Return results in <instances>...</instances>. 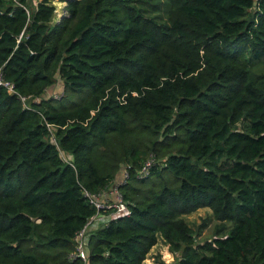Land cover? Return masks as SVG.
<instances>
[{"label":"trees","instance_id":"trees-1","mask_svg":"<svg viewBox=\"0 0 264 264\" xmlns=\"http://www.w3.org/2000/svg\"><path fill=\"white\" fill-rule=\"evenodd\" d=\"M64 2L0 0V264H264V0Z\"/></svg>","mask_w":264,"mask_h":264},{"label":"built area","instance_id":"built-area-1","mask_svg":"<svg viewBox=\"0 0 264 264\" xmlns=\"http://www.w3.org/2000/svg\"><path fill=\"white\" fill-rule=\"evenodd\" d=\"M54 13H55L54 21L58 20L62 16V15L58 14L59 12H57V10H55ZM0 86L5 87L9 93L14 92L13 91V85L11 83L2 81L1 78H0ZM24 100L25 99L22 98L23 102H24ZM151 164L152 163L147 162L140 169L139 175L140 176L146 175L147 170H148L149 166H151ZM126 178H127L126 171L123 170L121 172V175H120V180L116 181L114 183V185L112 186V188H110L109 194H107L105 191L101 194L93 195L90 192L84 190L83 196L87 199L89 204L92 205L94 207V209H96L97 212H99V211H106L107 212L108 211L109 212L108 215L110 218L127 216L128 215L127 206L124 203L121 195L117 191L118 185L123 183ZM99 217H100V215H98V214L95 216V218L90 222V227H91V224L93 222H95V220H97ZM106 222H107V220H106ZM90 227L87 226L76 238L77 247H76V251H75V254L73 257L76 259H80L83 262H86V260H87V252L85 249V245H86V238H87L88 229Z\"/></svg>","mask_w":264,"mask_h":264},{"label":"rangeland","instance_id":"rangeland-1","mask_svg":"<svg viewBox=\"0 0 264 264\" xmlns=\"http://www.w3.org/2000/svg\"><path fill=\"white\" fill-rule=\"evenodd\" d=\"M65 0H52L56 7L57 12L60 15H64L63 8L65 7ZM52 4V5H53ZM63 95L62 87L60 84L54 85L52 88L51 95ZM49 97V95H48ZM57 97V96H54ZM186 222L200 235L196 239V243L203 244L204 242L211 241L214 235V227L216 222L212 219L211 211L208 209H202L196 213L185 216ZM204 225V226H203ZM179 254H173L167 245L163 241L159 240L157 245L151 249L147 258L144 260V264H167L174 262Z\"/></svg>","mask_w":264,"mask_h":264},{"label":"crops","instance_id":"crops-1","mask_svg":"<svg viewBox=\"0 0 264 264\" xmlns=\"http://www.w3.org/2000/svg\"><path fill=\"white\" fill-rule=\"evenodd\" d=\"M58 14L60 15V12H59ZM58 17H59V16H58ZM56 21H57V20H56ZM119 180H120V175L117 177V181H119ZM105 219H106L105 217L100 216L97 220H95V222H93V223L91 224L90 230L92 231V230H94L96 227H98V226H100V225L106 223V220H105ZM143 264H144V263H143Z\"/></svg>","mask_w":264,"mask_h":264}]
</instances>
